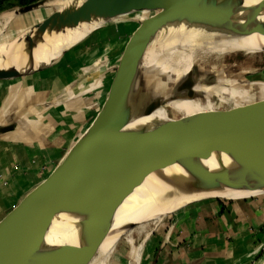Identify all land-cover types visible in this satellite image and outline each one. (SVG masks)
I'll list each match as a JSON object with an SVG mask.
<instances>
[{
  "label": "water",
  "instance_id": "1",
  "mask_svg": "<svg viewBox=\"0 0 264 264\" xmlns=\"http://www.w3.org/2000/svg\"><path fill=\"white\" fill-rule=\"evenodd\" d=\"M46 1L11 10L26 12ZM246 8L244 0H82L76 6L56 8L21 34L31 48L34 39L48 29L61 30L82 21L134 11H155L141 19L128 38L107 98L88 128L0 217V264H87L110 231L123 200L148 176L176 164L196 177L191 189L215 190L223 186L264 190V96L191 115L170 116L151 127L126 128L138 107L148 114L171 101L196 96L199 75L193 68L165 97L143 101L138 98L140 92L132 96L140 59L158 31L176 21L239 34L264 30V22L259 19L264 0L249 7V17L233 19ZM29 72L0 69V79ZM138 102L144 107L137 106ZM214 151L229 155L241 172L232 175L199 164V159L210 157ZM59 211L88 215L84 222L85 244L43 247Z\"/></svg>",
  "mask_w": 264,
  "mask_h": 264
},
{
  "label": "crops",
  "instance_id": "2",
  "mask_svg": "<svg viewBox=\"0 0 264 264\" xmlns=\"http://www.w3.org/2000/svg\"><path fill=\"white\" fill-rule=\"evenodd\" d=\"M48 1L26 12L3 11L0 18L9 25L33 17L35 24L42 18L37 20L34 13L42 15ZM134 13L101 20L44 67L0 79V217L100 111L125 44L138 26L129 21ZM250 96L238 89L231 94L228 87L220 103L238 97L243 103ZM165 217L131 262L122 258L119 264H264V192L193 201L137 225Z\"/></svg>",
  "mask_w": 264,
  "mask_h": 264
},
{
  "label": "bare ground",
  "instance_id": "3",
  "mask_svg": "<svg viewBox=\"0 0 264 264\" xmlns=\"http://www.w3.org/2000/svg\"><path fill=\"white\" fill-rule=\"evenodd\" d=\"M259 1L244 0V6L247 8L237 12L233 19L239 21L249 17L252 12L249 7ZM81 2L82 0H49L48 4L64 9L79 5ZM11 14L6 12L5 16L10 17ZM259 19L264 22V10L259 13ZM100 22L101 19H92L61 30L48 29L34 39V46L31 48L27 45L25 35L20 34L21 36L11 41L0 39V69L16 68L21 72H29L44 67L52 63L64 50L83 39L91 30L97 28ZM239 33L240 31L234 33L232 30L210 29L204 25L190 24L186 21L168 23L158 31L140 59L136 81L141 71L144 75L138 98L146 101L153 97L154 92L157 93L156 96H167L174 82L181 80L189 72L197 47L209 44L207 46L220 52L264 51V30L257 29L247 34ZM171 63H175L178 66L177 69H174ZM199 72L195 91L202 100H174L157 107L148 114L140 111L138 107L137 111L132 113L126 128L151 127L155 122L167 120L170 116L191 115L220 106L222 95L228 87L231 89L233 86H227L222 81L221 83L225 86L218 85L221 80L218 77L217 94L206 92L203 90L204 85L211 88L215 85L206 82L204 69L201 68ZM166 108L169 110L167 119H165ZM198 162L212 171L226 170L232 175H238L241 172L240 165L221 151H214L210 157L199 159ZM196 182V177L179 164L160 170L144 179L117 208L110 231L87 264H106L122 231L139 222L164 215L168 211L172 212L190 202L205 198L239 199L264 192V190L233 189L223 186L215 190L191 189L190 187ZM87 216L85 213L76 211L57 212L45 235L43 247L49 249L69 244H85L84 222Z\"/></svg>",
  "mask_w": 264,
  "mask_h": 264
},
{
  "label": "rangeland",
  "instance_id": "4",
  "mask_svg": "<svg viewBox=\"0 0 264 264\" xmlns=\"http://www.w3.org/2000/svg\"><path fill=\"white\" fill-rule=\"evenodd\" d=\"M46 6L47 8L43 9L42 15H35L36 13H34V16L37 20L38 18L43 19V17L47 16L50 12L57 8L56 6L51 4ZM154 12L155 11L153 10L135 11L134 15H129V21H134L135 24H139V21L141 19L152 15ZM14 22V24L11 23L7 25L6 20L4 18L2 19V17L0 18V39L11 41L12 39L25 32L28 27L30 28L34 26V24H32L33 17L27 18L24 16V18H18L17 21ZM29 23H31L32 25L29 26ZM207 45L196 48L194 61L191 64V68L195 70V75H200L199 70L202 68L204 69V73L208 72L209 75H212L214 77L216 76V81L219 77V79H221V81L224 82L225 85L233 86L230 89L231 94L235 89H238L239 91L250 92L251 99L264 96L262 95L264 94V51L248 52L246 50H229L220 52L219 50L214 51L213 47ZM171 66L174 67V69H177L178 67L175 63H171ZM216 69L219 70L217 71ZM143 75V71H141L138 75V79L132 92L133 97L136 96L141 89V81L143 79ZM180 81L181 80L175 81L174 85H177ZM229 81L231 82L229 83ZM156 95L157 93L154 92L152 95L155 96L154 99H157ZM239 100L240 99L238 97L235 102L228 101L224 105H229L232 103L239 104ZM137 104V106L144 107L143 102H138ZM168 113L169 110L166 108L165 119L168 118ZM167 217L162 219L150 220L149 222L142 225H133L132 227H129L128 229L122 231L121 236L119 237L115 248L110 253L106 264H119L120 262L122 263V258H125L131 262V257L137 251V247H141L144 239L149 237L151 230L158 223L164 221Z\"/></svg>",
  "mask_w": 264,
  "mask_h": 264
},
{
  "label": "trees",
  "instance_id": "5",
  "mask_svg": "<svg viewBox=\"0 0 264 264\" xmlns=\"http://www.w3.org/2000/svg\"><path fill=\"white\" fill-rule=\"evenodd\" d=\"M37 1L39 0H0V13L16 7L32 4Z\"/></svg>",
  "mask_w": 264,
  "mask_h": 264
},
{
  "label": "flooded vegetation",
  "instance_id": "6",
  "mask_svg": "<svg viewBox=\"0 0 264 264\" xmlns=\"http://www.w3.org/2000/svg\"><path fill=\"white\" fill-rule=\"evenodd\" d=\"M204 76L206 77L205 78L206 82H209L208 84H217L218 80L216 81V78L214 76H212V75H209L208 72L204 73ZM218 85H215V87H212V88L210 86L204 85L203 90L206 91V92L208 91L211 94H217V92H218L217 86ZM178 100H181V99H178ZM191 100H202V98L196 92L195 98H192Z\"/></svg>",
  "mask_w": 264,
  "mask_h": 264
}]
</instances>
